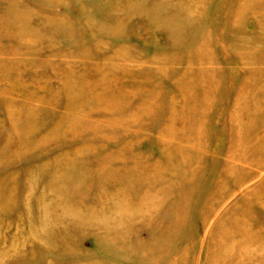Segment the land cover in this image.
<instances>
[{
	"label": "rangeland",
	"instance_id": "rangeland-1",
	"mask_svg": "<svg viewBox=\"0 0 264 264\" xmlns=\"http://www.w3.org/2000/svg\"><path fill=\"white\" fill-rule=\"evenodd\" d=\"M0 264H264V0H0Z\"/></svg>",
	"mask_w": 264,
	"mask_h": 264
}]
</instances>
